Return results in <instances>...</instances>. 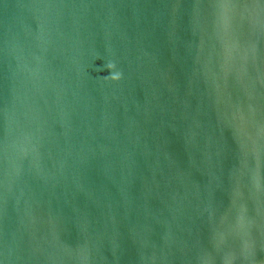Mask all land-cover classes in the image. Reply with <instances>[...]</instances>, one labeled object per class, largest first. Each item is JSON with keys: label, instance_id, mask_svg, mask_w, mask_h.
Wrapping results in <instances>:
<instances>
[{"label": "water", "instance_id": "water-1", "mask_svg": "<svg viewBox=\"0 0 264 264\" xmlns=\"http://www.w3.org/2000/svg\"><path fill=\"white\" fill-rule=\"evenodd\" d=\"M0 264H264V0H0Z\"/></svg>", "mask_w": 264, "mask_h": 264}, {"label": "clouds", "instance_id": "clouds-1", "mask_svg": "<svg viewBox=\"0 0 264 264\" xmlns=\"http://www.w3.org/2000/svg\"><path fill=\"white\" fill-rule=\"evenodd\" d=\"M104 68L110 71V75L106 77H101L105 80H111L113 82H119L123 78V74L116 70V64L113 62H108L106 65H104ZM103 70V69H101Z\"/></svg>", "mask_w": 264, "mask_h": 264}]
</instances>
